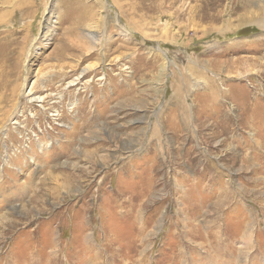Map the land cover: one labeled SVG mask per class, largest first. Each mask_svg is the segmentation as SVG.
<instances>
[{
  "label": "rangeland",
  "instance_id": "1",
  "mask_svg": "<svg viewBox=\"0 0 264 264\" xmlns=\"http://www.w3.org/2000/svg\"><path fill=\"white\" fill-rule=\"evenodd\" d=\"M0 264H264V0H0Z\"/></svg>",
  "mask_w": 264,
  "mask_h": 264
},
{
  "label": "bare ground",
  "instance_id": "2",
  "mask_svg": "<svg viewBox=\"0 0 264 264\" xmlns=\"http://www.w3.org/2000/svg\"><path fill=\"white\" fill-rule=\"evenodd\" d=\"M30 94H31V92H30ZM38 100V101H41V99L40 98H32L31 100ZM29 100V99H28Z\"/></svg>",
  "mask_w": 264,
  "mask_h": 264
}]
</instances>
